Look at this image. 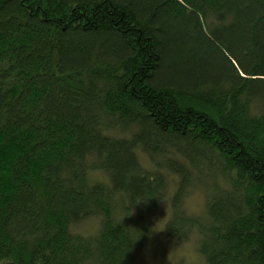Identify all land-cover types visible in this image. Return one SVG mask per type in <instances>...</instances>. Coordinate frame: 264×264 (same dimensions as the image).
Returning a JSON list of instances; mask_svg holds the SVG:
<instances>
[{"label": "trees", "instance_id": "obj_1", "mask_svg": "<svg viewBox=\"0 0 264 264\" xmlns=\"http://www.w3.org/2000/svg\"><path fill=\"white\" fill-rule=\"evenodd\" d=\"M87 152L148 198L95 241L66 230L111 211ZM173 176L207 190L208 264H264V0H0V264H128Z\"/></svg>", "mask_w": 264, "mask_h": 264}, {"label": "clouds", "instance_id": "obj_2", "mask_svg": "<svg viewBox=\"0 0 264 264\" xmlns=\"http://www.w3.org/2000/svg\"><path fill=\"white\" fill-rule=\"evenodd\" d=\"M250 109L253 115H258L254 104H250ZM99 159L101 157H98L95 152H87L83 155L82 160H77V163L82 167L83 180L87 186L100 185L109 190L111 200L109 216L106 217L102 211L88 208L78 217L70 219L66 224V230L70 235L92 241L101 236L107 219L121 224L124 217L134 214L136 205L146 203L148 200V198L137 199L134 203H124L125 193L122 190L113 189L110 170L100 166ZM218 183L222 187H228L223 179L219 180ZM207 195L205 187L195 181L180 188L178 178L173 176L171 182L163 190L161 198L149 197L155 198L162 204L163 215L155 218L146 231L128 226L133 229L135 234L130 235V243L124 253L130 251L132 245L142 236L150 239L167 231L170 235L163 264H208L207 254L203 250L206 233L202 230V226L208 218ZM174 197L176 198L175 208L171 203ZM175 213L191 222L183 225L174 224Z\"/></svg>", "mask_w": 264, "mask_h": 264}, {"label": "rangeland", "instance_id": "obj_3", "mask_svg": "<svg viewBox=\"0 0 264 264\" xmlns=\"http://www.w3.org/2000/svg\"><path fill=\"white\" fill-rule=\"evenodd\" d=\"M167 210V205L165 206ZM163 215L162 204L159 203L155 210L146 218L149 225L152 221ZM168 237L165 232L151 237H147L142 247L135 252L128 264H156L163 263V257L167 246Z\"/></svg>", "mask_w": 264, "mask_h": 264}]
</instances>
